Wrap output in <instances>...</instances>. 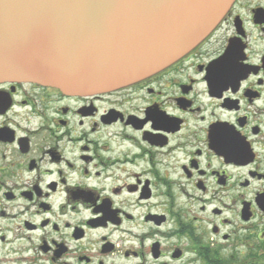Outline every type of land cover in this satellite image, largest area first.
Wrapping results in <instances>:
<instances>
[{"label": "flooded vegetation", "instance_id": "flooded-vegetation-1", "mask_svg": "<svg viewBox=\"0 0 264 264\" xmlns=\"http://www.w3.org/2000/svg\"><path fill=\"white\" fill-rule=\"evenodd\" d=\"M0 264H264V0L114 92L0 83Z\"/></svg>", "mask_w": 264, "mask_h": 264}, {"label": "water", "instance_id": "water-1", "mask_svg": "<svg viewBox=\"0 0 264 264\" xmlns=\"http://www.w3.org/2000/svg\"><path fill=\"white\" fill-rule=\"evenodd\" d=\"M235 0H0V83L69 97L147 80L199 46Z\"/></svg>", "mask_w": 264, "mask_h": 264}]
</instances>
